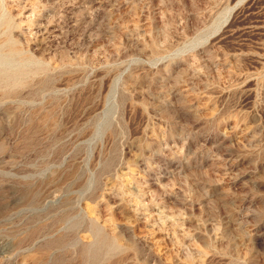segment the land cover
Returning <instances> with one entry per match:
<instances>
[{"label":"rangeland","instance_id":"374dc122","mask_svg":"<svg viewBox=\"0 0 264 264\" xmlns=\"http://www.w3.org/2000/svg\"><path fill=\"white\" fill-rule=\"evenodd\" d=\"M0 264H264V0H0Z\"/></svg>","mask_w":264,"mask_h":264}]
</instances>
